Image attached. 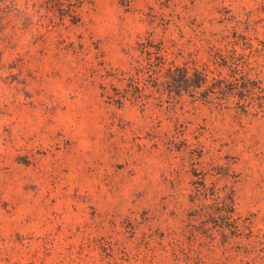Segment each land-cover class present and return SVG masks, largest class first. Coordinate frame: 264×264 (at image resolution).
Returning a JSON list of instances; mask_svg holds the SVG:
<instances>
[{"label": "rangeland", "instance_id": "rangeland-1", "mask_svg": "<svg viewBox=\"0 0 264 264\" xmlns=\"http://www.w3.org/2000/svg\"><path fill=\"white\" fill-rule=\"evenodd\" d=\"M0 264H264V0H0Z\"/></svg>", "mask_w": 264, "mask_h": 264}]
</instances>
